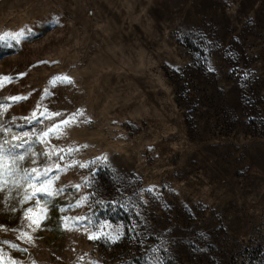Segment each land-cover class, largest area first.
Listing matches in <instances>:
<instances>
[{
    "label": "rangeland",
    "instance_id": "374dc122",
    "mask_svg": "<svg viewBox=\"0 0 264 264\" xmlns=\"http://www.w3.org/2000/svg\"><path fill=\"white\" fill-rule=\"evenodd\" d=\"M4 32L25 33L11 47L0 42V77L12 78L0 89L11 105L0 140L29 133L12 141L23 144L19 177L101 156L116 171L51 173L67 187L34 232L26 183L10 202L0 197V264H264V0H0ZM56 76L72 83L53 87ZM45 108L62 115L25 119ZM81 110L59 139L37 142ZM53 147L74 151L63 161L38 155ZM149 188L143 201L133 196ZM83 196L84 206L69 207ZM129 197L138 207H121ZM84 216L124 226L123 237L89 240L86 220L63 227V217Z\"/></svg>",
    "mask_w": 264,
    "mask_h": 264
},
{
    "label": "snow or ice",
    "instance_id": "6c2138e0",
    "mask_svg": "<svg viewBox=\"0 0 264 264\" xmlns=\"http://www.w3.org/2000/svg\"><path fill=\"white\" fill-rule=\"evenodd\" d=\"M24 32H4L0 34V42H4L8 47L12 46V42L20 43L21 39L24 37ZM47 63V62H44ZM215 69L211 67L209 64L208 71H214ZM23 75V74H21ZM12 78L11 77H0V89L6 86L7 83H11ZM50 83L55 87L58 83H67L71 84L72 80L68 76H56L53 78ZM48 91L45 90V95H48ZM8 100H11L13 102H19L21 100L27 99L26 96H13L6 98ZM10 104H6L3 101H0V116H3L4 112L10 108ZM38 108L40 105L37 106ZM62 113L60 112H48V109L45 108L41 113L40 116H37L36 112L32 113L31 118H25L28 120L29 123H41L40 117H44L46 119H53L56 116H61ZM80 115H83V111H78L77 113H73L72 116L69 119L62 120L60 124H54L51 127H49L46 131L41 132L39 135H37V142L41 144L48 143V138L51 135L56 136L57 139H59V136L63 134V129L61 128V125L68 127L71 124L76 122V117ZM15 119V118H13ZM10 132L9 128H6L3 126V124H0V136H3L4 134ZM29 136L28 132L23 133V136H17L13 135L12 139L9 140L7 138H3L0 140V191H4L9 183L12 185L19 187L21 184V181L25 182L27 187L25 188V194L23 195V199L21 203H27L29 201L35 200L34 207H28L24 210V218L25 220H28L29 223L27 224L28 228H31L32 231H36L37 229L41 228L42 222L47 219V212L48 208L47 205L51 203V198H54L56 196L62 195L65 192V187L57 188L55 186V181H58L60 179L59 174L57 175H50L53 172H67V170L71 167L79 166L80 168H86L90 165H97L99 164L102 167L109 168L112 171H116L114 166L111 164L107 156H101L96 157L95 160L89 162V163H79L75 160L71 162V164L68 165H61L60 163L50 164L47 167H45L42 171L39 170L36 167L30 168V169H24L23 175L19 178H13L15 177V173L17 172V161H22L25 159V156L18 155L16 153V149L23 146V144H16L12 143V141L15 140H23V137ZM7 146V147H6ZM83 147H87V145H84ZM67 151V154H71L74 149L68 148L67 150L61 148L56 149L53 147L52 151H46L43 153H40L38 155L47 156L49 159L52 158L53 155L58 156L60 161L64 160V156L61 155V153ZM75 151H79V149H75ZM33 163H36L35 160L32 161ZM12 178V179H10ZM88 181H86V184ZM77 191L81 188L80 184L73 185ZM29 189L31 190L29 192ZM147 191L148 193H152L154 191L153 188L142 190L141 192H134L133 196H137L140 198L141 201H143V192ZM40 198L44 199V206H41ZM88 196L81 197L75 204H70V208H79L84 206V204L88 201ZM132 203L133 207H138L136 205L135 201L132 200V197H129L128 200H126L123 204H121V207L126 208L129 203ZM99 203H103L102 201H99ZM115 203V202H113ZM37 210H39V216L37 219H34L30 214H36ZM67 209L61 208L60 211H66ZM139 215V212L136 213ZM72 219L76 223H79L81 221H87V225H84V231L87 234V238L89 240L93 241H102L104 243L108 244H115L117 241H119L123 235V227L122 225L119 226H113L108 221L98 220L93 217H75V218H69V217H63V227L65 230H73L72 227L69 226L68 221ZM3 227V226H0ZM137 225L135 223L132 224L129 231H133ZM19 239H27L29 243L32 242V236L28 232L21 231L20 235L18 236ZM5 244H9L10 247L17 249L19 251H26V249H20L18 245L11 243L9 241H3ZM159 249L153 248L152 252L155 253ZM154 264H162L161 259L158 256L153 257ZM15 264V262H14Z\"/></svg>",
    "mask_w": 264,
    "mask_h": 264
},
{
    "label": "trees",
    "instance_id": "16d2710c",
    "mask_svg": "<svg viewBox=\"0 0 264 264\" xmlns=\"http://www.w3.org/2000/svg\"><path fill=\"white\" fill-rule=\"evenodd\" d=\"M13 178H19V175L17 173H15V177ZM12 179V178H10ZM16 186L12 185L11 183H9L8 187L4 190V191H0V197H2V199L5 202H10L12 200L13 197H15L16 194ZM53 210L56 211L57 208L53 207Z\"/></svg>",
    "mask_w": 264,
    "mask_h": 264
}]
</instances>
